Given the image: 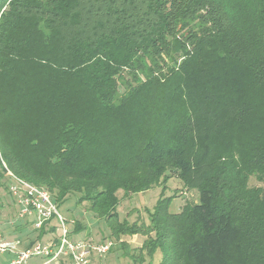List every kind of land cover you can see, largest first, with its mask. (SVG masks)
<instances>
[{"label":"trees","instance_id":"16d2710c","mask_svg":"<svg viewBox=\"0 0 264 264\" xmlns=\"http://www.w3.org/2000/svg\"><path fill=\"white\" fill-rule=\"evenodd\" d=\"M10 174L142 234L134 264H264V0H0L8 195ZM171 177L198 201L170 212ZM160 183L148 222L119 220L118 190Z\"/></svg>","mask_w":264,"mask_h":264},{"label":"rangeland","instance_id":"374dc122","mask_svg":"<svg viewBox=\"0 0 264 264\" xmlns=\"http://www.w3.org/2000/svg\"><path fill=\"white\" fill-rule=\"evenodd\" d=\"M122 85H124V81L122 82ZM122 85H120L119 88L120 92L124 90ZM258 184L259 182L254 176L250 177V186ZM161 185L162 183L154 185L146 190L129 194L121 189L118 190L116 212L119 220L133 222L134 220L139 219L148 222L147 212L152 210L162 193L163 189ZM164 195L174 196L169 205L170 212H178L186 202L192 203L198 201V192L194 189H188L185 187L176 177L168 179ZM76 198V193H70L65 202L59 207V211L63 215L68 229L72 230L77 222L82 226L79 234L75 235L73 238L92 241H101L105 238H112L115 242L113 252L105 257L109 264H134L132 258L123 253L121 242L128 243L131 248H137L141 246L144 236L142 234L120 235L118 238L110 236V231L105 219L96 216L87 201L79 202ZM16 206L17 204L11 199L10 195L0 190V221L3 220V218L6 220H12L15 217L19 218V211ZM27 217L28 216H24L21 218L26 219ZM1 230L2 229H0V232L3 233ZM55 235L58 236V233ZM39 241L44 242V239H39ZM159 259V252L156 251L152 256H145L144 261L140 264H148L150 261H152V264H159ZM102 261L105 262L104 258ZM136 264L139 263L137 262Z\"/></svg>","mask_w":264,"mask_h":264},{"label":"built area","instance_id":"2783aa9c","mask_svg":"<svg viewBox=\"0 0 264 264\" xmlns=\"http://www.w3.org/2000/svg\"><path fill=\"white\" fill-rule=\"evenodd\" d=\"M8 190L18 206L19 216L32 217L35 228L54 224L55 240L35 241L28 247L19 248V240H6L0 232V256L11 257L0 264H33L34 257L43 258L40 264L67 258L71 264H91L94 256L102 257L115 245L112 239L92 241L71 237L67 223L47 189L18 178L12 174ZM56 232V233H55Z\"/></svg>","mask_w":264,"mask_h":264},{"label":"crops","instance_id":"0c3cea01","mask_svg":"<svg viewBox=\"0 0 264 264\" xmlns=\"http://www.w3.org/2000/svg\"><path fill=\"white\" fill-rule=\"evenodd\" d=\"M18 209V206H16ZM32 217L28 216L26 219L21 218V217H15L12 220H6L3 218V220L0 221V229L3 232L2 235L4 239L6 240H19V248H24L26 245H28L29 242L34 240L33 238L35 237V233L33 232L32 226ZM45 234L41 237V239H44V241H50V240H55L56 235L54 234L53 231V226L52 224L47 225L45 228ZM79 233H76L73 235H77ZM112 251L109 253L105 254L102 257L94 256L92 258L91 264H109L108 260L105 259V257L110 254ZM11 257L10 253H6L4 255L0 256V263H5L9 258ZM105 260L103 262L102 260ZM31 262L33 264H40L43 262V258L40 257H34L31 259ZM46 264H71V261L67 258H61L58 261H51Z\"/></svg>","mask_w":264,"mask_h":264}]
</instances>
